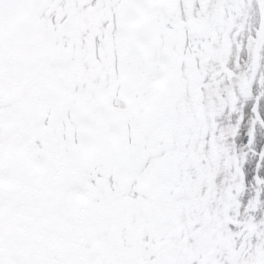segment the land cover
Listing matches in <instances>:
<instances>
[{"label":"snow or ice","instance_id":"1","mask_svg":"<svg viewBox=\"0 0 264 264\" xmlns=\"http://www.w3.org/2000/svg\"><path fill=\"white\" fill-rule=\"evenodd\" d=\"M0 264H264V0H0Z\"/></svg>","mask_w":264,"mask_h":264}]
</instances>
